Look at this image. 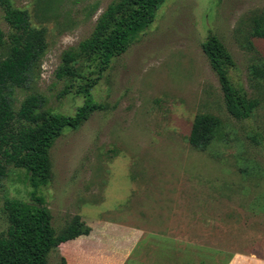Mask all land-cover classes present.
I'll list each match as a JSON object with an SVG mask.
<instances>
[{
	"label": "rangeland",
	"instance_id": "374dc122",
	"mask_svg": "<svg viewBox=\"0 0 264 264\" xmlns=\"http://www.w3.org/2000/svg\"><path fill=\"white\" fill-rule=\"evenodd\" d=\"M119 1L11 0L46 41L27 82L9 89L14 109L27 99L40 112L65 117H74L89 99L103 108L77 128L63 129L49 150L46 183L33 187L26 168L2 163L0 237L9 225L5 203L34 205L37 198L57 233L75 216L90 229L81 236L94 233V243L78 245L88 264H157V257L230 264L236 256L264 262V74L254 72L263 69L264 39L251 35L256 19L264 24V0H166L154 21L99 72L93 53L80 46ZM0 32L4 59L13 29L1 5ZM210 34L232 56V83L258 101L248 119L237 120L226 108L202 50ZM66 54L74 57L68 66ZM198 114L220 120L203 150L189 143ZM128 225L151 228L136 262H128ZM158 233L176 239L159 242ZM69 258L58 247L47 264Z\"/></svg>",
	"mask_w": 264,
	"mask_h": 264
},
{
	"label": "trees",
	"instance_id": "16d2710c",
	"mask_svg": "<svg viewBox=\"0 0 264 264\" xmlns=\"http://www.w3.org/2000/svg\"><path fill=\"white\" fill-rule=\"evenodd\" d=\"M166 0H120L103 13L92 36L83 42L80 49L93 53V58L103 72L111 59L122 54L130 41L147 28L155 19L157 10ZM4 18L13 29L9 37V54L0 59V179L6 175L2 163L26 168L31 175L33 187L44 184L49 178V150L66 127L77 128L101 105L91 99L77 110L74 117L43 113L34 99L22 102L18 111L13 107L9 89L23 86L28 74L46 48L45 33L32 26L28 13L13 7L11 0H0ZM251 35L264 39V24L254 21ZM2 34L0 32V41ZM210 66L216 74L224 95L228 112L237 120L251 117L258 101L245 96L232 83L228 70L233 65L231 54L222 41L210 34L202 44ZM74 57L64 55L68 66ZM67 72L72 71L70 67ZM258 76L263 69L256 67ZM220 120L212 114H198L193 122L189 143L197 149H206L212 142ZM34 205L8 201L4 212L8 220L6 234L0 237V264H47L51 250L58 248L81 235H87L86 227L79 216L60 233L52 224V214L40 199ZM61 264H67L62 259Z\"/></svg>",
	"mask_w": 264,
	"mask_h": 264
},
{
	"label": "crops",
	"instance_id": "0c3cea01",
	"mask_svg": "<svg viewBox=\"0 0 264 264\" xmlns=\"http://www.w3.org/2000/svg\"><path fill=\"white\" fill-rule=\"evenodd\" d=\"M151 228L149 227H145V226H135V225H128V262L130 260H134L136 262V260L134 259V257H138L141 256V242L146 240L148 238V231ZM93 235L94 233L90 234L89 236H81L78 237L77 239L74 240H70L66 243H62L59 248L61 249L62 254H69V260L67 261L68 264H81V262H85L86 264H88V256L86 257V252L85 249L83 250V248H79L78 245L81 241L84 242V246H85V241H93ZM115 238V236H114ZM92 239V240H91ZM156 239L159 242H165L166 240L169 242H173L175 241V236L172 235H165V234H156ZM109 240V244L108 246L110 247V253L111 255L114 256V258L117 256L118 251H117V245L115 244V240L113 239V237L108 238ZM87 242V243H88ZM113 243V244H112ZM85 248V247H84ZM158 248V247H157ZM174 253V251L172 252ZM85 256V258H84ZM76 257L79 258V260L76 261ZM81 258L84 260H81ZM80 261V262H79ZM252 264H261L264 262L261 261H257V260H253L251 261ZM249 260H245L239 256H236L232 259L230 264H244V263H251ZM157 264H178V262L175 261V259L171 260V261H167L165 262V259L163 258H158L157 257Z\"/></svg>",
	"mask_w": 264,
	"mask_h": 264
}]
</instances>
